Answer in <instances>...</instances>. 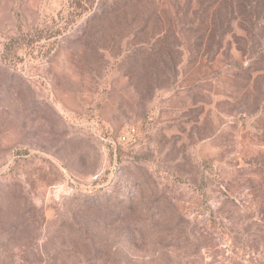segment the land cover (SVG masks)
<instances>
[{
  "label": "rangeland",
  "instance_id": "1",
  "mask_svg": "<svg viewBox=\"0 0 264 264\" xmlns=\"http://www.w3.org/2000/svg\"><path fill=\"white\" fill-rule=\"evenodd\" d=\"M0 264H264V0H0Z\"/></svg>",
  "mask_w": 264,
  "mask_h": 264
},
{
  "label": "trees",
  "instance_id": "2",
  "mask_svg": "<svg viewBox=\"0 0 264 264\" xmlns=\"http://www.w3.org/2000/svg\"><path fill=\"white\" fill-rule=\"evenodd\" d=\"M238 3L241 1V0H236ZM218 12V11H217ZM216 12V13H217ZM234 8H233V2L231 1L230 2V4H229V9H228V14H229V16H231L230 18L233 20L234 19V17H233V14H234ZM215 13V14H216ZM216 17H217V19L219 18V16L216 14ZM216 23V22H215ZM216 36H218V37H220V43H221V39L223 38V36H224V31L223 32H220V33H217L216 34ZM221 45V44H220ZM219 46V45H218ZM220 47V46H219ZM87 241V243L89 244L88 246H90L91 248H94V243H93V241H90L89 240V238H85V242ZM87 245V244H86Z\"/></svg>",
  "mask_w": 264,
  "mask_h": 264
},
{
  "label": "built area",
  "instance_id": "3",
  "mask_svg": "<svg viewBox=\"0 0 264 264\" xmlns=\"http://www.w3.org/2000/svg\"><path fill=\"white\" fill-rule=\"evenodd\" d=\"M137 129L135 127H129L125 132H123L119 139L123 143L130 142L132 139L136 138Z\"/></svg>",
  "mask_w": 264,
  "mask_h": 264
}]
</instances>
